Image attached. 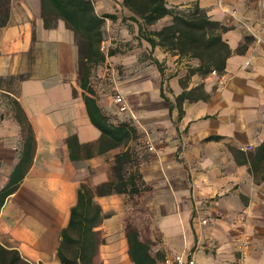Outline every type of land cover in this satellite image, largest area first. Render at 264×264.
Returning <instances> with one entry per match:
<instances>
[{
    "label": "crops",
    "instance_id": "1",
    "mask_svg": "<svg viewBox=\"0 0 264 264\" xmlns=\"http://www.w3.org/2000/svg\"><path fill=\"white\" fill-rule=\"evenodd\" d=\"M198 3L227 27L222 38L231 53L221 74L186 78L188 65L182 67L181 60L194 66L197 59L178 58L139 38L121 0H99L94 8L114 15L105 17L103 37L104 30L115 29L127 50L107 56L91 71L105 68L110 60L117 67L137 69L116 83L128 103L122 121L135 124L128 118V112L134 114L161 138V149L138 165L143 180L159 187L149 201L150 253L161 259L189 251L194 264H264V0H224L240 20L222 14L216 0ZM169 21L166 15L149 28ZM135 41L140 48L132 45ZM141 54L148 59L146 72L137 65ZM6 76L16 78L12 87H0L5 94L0 96V189L17 165L20 178L0 205V246L17 250L30 264H62L57 255L61 230L80 184L93 190L110 178L114 154L135 139L96 152L100 131L88 117L83 94L112 123L114 107L108 99L96 98L90 73L92 94L81 88L73 32L61 19L45 27L39 0H11L7 23L0 27V77ZM181 80L186 89L201 83L207 98L184 100L178 117L176 108L169 113L159 88L167 85L166 96L173 101L182 91ZM68 138L77 158L70 157ZM85 144L93 145L89 156ZM116 194L94 195L93 200L105 213ZM105 218L93 227L99 245L98 232L106 234ZM122 241L123 264H132L125 235Z\"/></svg>",
    "mask_w": 264,
    "mask_h": 264
},
{
    "label": "trees",
    "instance_id": "2",
    "mask_svg": "<svg viewBox=\"0 0 264 264\" xmlns=\"http://www.w3.org/2000/svg\"><path fill=\"white\" fill-rule=\"evenodd\" d=\"M39 2L45 27L52 26L57 19H61L73 32L78 52L80 86L92 94V89L88 86L91 68L104 62L106 56L115 52L113 49H107L104 53L100 49L105 17L113 18L114 15L98 14L92 0H39ZM10 3L11 0H0V27L7 23ZM121 6L129 12L127 18L137 24V36L149 43L151 47L159 46L177 55L178 58L197 59L196 65H188L186 78L192 73L202 77L211 71L217 74L223 72L226 58L231 53V49L222 38L227 27L219 20L211 18L207 10L199 6L197 2L191 6H168L166 0H121ZM166 15L170 16L168 23L158 29L149 28ZM155 64L162 74L160 63L155 60ZM180 83L182 91L174 96L173 101L164 94L162 85L159 88L160 97L168 102L169 113L176 108L178 117L182 113L181 105L184 100L195 101L207 98L201 83L188 89L185 88L183 80ZM83 100L91 123L100 131L95 144L96 152L125 145L129 140L137 138L138 133L134 125L126 121L112 123L91 96L83 94ZM214 137L217 136L207 138ZM67 144L69 149L71 148L70 157L77 158L79 154L75 150L76 147L72 146L70 138L67 139ZM92 146V144L82 146L88 156L93 153ZM261 146L264 147V142ZM138 162L137 150L127 146L114 154L110 178L96 185L93 190L84 183L80 184L76 203L70 209L68 223L61 230V242L57 255L62 264L93 263L98 246L97 233L93 227L108 216L93 200V196L112 193L133 196L146 190L148 187L138 170ZM130 166H133V169ZM18 172L17 165L11 171L7 184L0 189V205L16 188V182L20 178ZM124 235L127 242V255L132 264H158L159 254L150 253L148 239L142 237L133 224H125ZM0 264L30 263L21 258L17 250L0 246Z\"/></svg>",
    "mask_w": 264,
    "mask_h": 264
},
{
    "label": "rangeland",
    "instance_id": "3",
    "mask_svg": "<svg viewBox=\"0 0 264 264\" xmlns=\"http://www.w3.org/2000/svg\"><path fill=\"white\" fill-rule=\"evenodd\" d=\"M92 1L95 5V2L99 0ZM230 1L231 0H228V2ZM195 2L198 3V0H190L186 3V6H191ZM216 6L219 8V11L222 14H228L232 18H237L238 20H240L236 14H233V12L235 11L233 9L230 10L225 5L224 0H216ZM114 32L115 29H113L112 32L110 30H104V42H101L103 44L104 53H106L107 49H113L115 52L120 53L127 50V43L124 40H119L118 37L114 35ZM129 42L131 43V41ZM132 45L137 46V48L141 47L140 43H138L137 41L132 43ZM143 56L144 55L142 54L139 56L137 65H139V68L145 71V66H147L148 59L147 57ZM181 62L182 67L191 63L190 60L186 61L184 59L181 60ZM122 65L123 64H120V66L117 67L116 64H113V62L110 60V62L103 69H99L98 71L94 70V73H92V71L90 70L91 72L89 79V83L92 86L96 98L108 99L110 101V105L114 107V110L110 115H113L116 123L122 121L123 119H127L126 114H124L123 112L125 110H128L127 100L123 93L117 88L116 83L128 75L134 74L137 70H130L126 66L122 67ZM177 65L175 64L170 71L176 73L177 71L175 70V68H177ZM15 78L16 77L9 76L0 77V87H12ZM167 90V85H163V92L165 95L167 93ZM100 93H104V95L99 96L98 94ZM116 94L122 96V102H115L114 96ZM3 95L5 94L0 91V96ZM133 115L134 114L128 112V118L131 122H135L136 127H138L139 130L137 138L135 139V141L131 142L130 146L137 150L139 165L142 162L148 161L153 153H156L159 149H161L162 144H160L161 138L159 134H157L156 132H150L149 129L144 126L143 122H141L142 120L138 121V117L136 115ZM135 124L132 123V125L134 126ZM179 140L181 144H183V141L181 139ZM149 147L152 148L150 149ZM127 165L129 166L128 163ZM130 167L133 169V166ZM145 184L148 188L138 194H135L133 196H129L127 194H116V196H113L112 201H108V209L105 212L108 216L105 218L103 225L106 234L101 235V232H98L101 244H98L97 252L94 256V264H123L125 245L123 244L122 240L126 223L133 224L138 229L139 234L142 237H147L150 231V227L152 226L151 212L149 211V201L154 197L155 194L158 193L159 187L146 182ZM151 244H153V241L150 240V248L152 249Z\"/></svg>",
    "mask_w": 264,
    "mask_h": 264
},
{
    "label": "built area",
    "instance_id": "4",
    "mask_svg": "<svg viewBox=\"0 0 264 264\" xmlns=\"http://www.w3.org/2000/svg\"><path fill=\"white\" fill-rule=\"evenodd\" d=\"M100 49L103 51V44L101 43ZM248 61L245 62L247 64ZM212 73H215L214 71H211ZM115 102H122V96L119 94H116L114 96ZM150 149L152 147H149ZM205 219H200L201 223H205ZM158 264H194V258L191 255L189 251H182V252H176L170 256H163L161 259L158 260Z\"/></svg>",
    "mask_w": 264,
    "mask_h": 264
}]
</instances>
